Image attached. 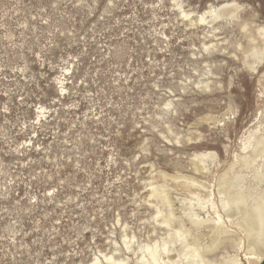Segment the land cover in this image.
Returning a JSON list of instances; mask_svg holds the SVG:
<instances>
[{"label":"rangeland","instance_id":"obj_1","mask_svg":"<svg viewBox=\"0 0 264 264\" xmlns=\"http://www.w3.org/2000/svg\"><path fill=\"white\" fill-rule=\"evenodd\" d=\"M262 28L264 0H0V264H142L166 240L191 264L221 174L264 193L240 160L264 139Z\"/></svg>","mask_w":264,"mask_h":264},{"label":"bare ground","instance_id":"obj_2","mask_svg":"<svg viewBox=\"0 0 264 264\" xmlns=\"http://www.w3.org/2000/svg\"><path fill=\"white\" fill-rule=\"evenodd\" d=\"M231 4H233V3L231 2ZM225 6H231V5L228 2H226V3L224 2L215 8H210L205 13L209 12L211 15H214V18H217V17L221 16L220 13H221V11H224L223 7H225ZM220 9H222V10L220 11ZM185 15H188V14H185ZM232 15L234 16V13ZM204 16L205 15H203V14L199 15L198 20L201 23L202 22L204 23V21H205ZM261 31H263V33H264L263 28ZM261 34H262V32H261ZM252 53L254 55V52H252ZM252 53H251V55H252ZM257 55H258L257 57H258L259 61H261L264 58L263 53H261L260 55L259 54H257ZM248 66H250V65L248 64ZM248 68H250V67H248ZM262 140L259 138V139L254 140L253 144H251L250 142H249V144H245V145L243 144L242 150L245 152H249V154L248 155L245 154L242 157H240V160L243 161L244 167H248L250 164L256 162V164L258 166L254 170L255 171V178H258L259 182L264 181V139H262ZM201 156H203V157L208 156L207 158H209V157L213 158L214 153L208 152V153L202 154ZM234 164L235 163H231L230 167L232 168L234 166ZM236 174H237V172H236ZM217 182H218L217 183V195L219 197V202H220L219 208L221 209L222 213L220 212V209L218 210L215 203H213L210 200H208V201L210 203L211 210L213 211V213L215 215L214 217H207L206 219H204L202 217L199 218L200 215H198L193 210H191L190 212L187 213V216L189 219L188 222H190L192 225H194L197 230H198V228L208 229V233L211 236V243L207 244L203 247L202 245L198 244L199 241H197V243L189 242L193 245H190L188 242H184L185 243L184 246L187 250H185L181 254L178 253L177 254L178 257H180L182 255V258L184 260L185 259H191L190 260L191 264H199V263L200 264H204V263L210 264V261L208 259H205L204 255L207 253L213 252L214 250H216L219 247V245L225 244V247L227 246V247H230L231 249L235 250L233 252H237V250L243 249L244 258L248 261L247 264H258V263H260L264 258V193L261 195H258V196L257 195L252 196L250 193H246L241 188L236 189L237 186L235 187V186H233L234 184L231 185V182L227 181L226 172L220 175ZM234 183H236V182H234ZM194 184H196V183H194ZM156 191H158V190H156ZM160 191H161V189H160ZM164 194H161V195L163 196ZM198 197H199V195H198ZM161 199H162V201H166L165 203L168 202L167 196H165V195ZM204 202H203V204H204ZM206 203H208V202L206 201ZM168 205H170V204H168ZM200 207H202V205ZM167 212H168V210H167ZM169 214L170 215L167 217H164V219L162 221L163 224H166L167 226L169 224H171L170 223L171 215H174L172 213H169ZM164 216H165V214H164ZM210 216H212V215H210ZM168 227H170V226H168ZM230 227H234L235 229L232 230V229H230ZM178 228H179V226H178ZM185 230H187V228ZM174 233L178 237L183 235L181 233L180 229L174 230ZM191 234H193V232H191ZM199 234H200V232H199ZM176 235H175V238H176ZM196 235H197V233H196ZM206 235H208V234H206ZM172 237H174V236H172ZM178 240L182 241L183 238H182V240L178 238ZM166 241H163L162 244L160 243L161 244L160 246H158L156 244L157 242L152 244V245L145 244V245L141 246L140 247V253L141 254H140V257L138 259L139 263H142V264H166L168 262V264H182L183 261H181V260H172V259L170 260L169 259L168 255H169L171 249L168 247V243ZM185 241H186V239H185ZM207 242H208V240H207ZM199 243H201V242H199ZM202 243H203V241H202ZM173 245H175V244H173ZM182 247H183V244H182ZM223 251H224V249H223ZM164 257H167V259L166 260L163 259ZM221 257H223L226 264H242V262L239 261V258L237 257L236 253L233 255H224L223 254V256L221 255ZM108 259H109V257H108Z\"/></svg>","mask_w":264,"mask_h":264}]
</instances>
